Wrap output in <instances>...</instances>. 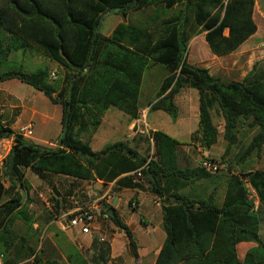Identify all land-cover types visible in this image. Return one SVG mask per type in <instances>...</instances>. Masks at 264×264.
Masks as SVG:
<instances>
[{"label": "trees", "instance_id": "trees-1", "mask_svg": "<svg viewBox=\"0 0 264 264\" xmlns=\"http://www.w3.org/2000/svg\"><path fill=\"white\" fill-rule=\"evenodd\" d=\"M255 7V0H0V83L19 80L62 108V132L56 148L28 141L0 115V140L14 141L0 164L3 264H22L31 258L33 264H62L58 250L38 251L30 245L39 230L25 169L45 182L53 175H63L152 194L162 206L166 234L155 264H264V171H236L229 163L230 175L220 203L219 176L205 170L202 163L195 168L181 167L179 151L184 144L163 131L149 132L148 141L153 145L149 157L125 142L107 145L100 152L89 143L112 107L131 121L140 119L146 73L158 67L166 76L149 102L151 111H163L177 121L179 109L170 95L195 89L199 124L192 140L206 150L217 144L215 117H219L228 142L219 164L227 163L226 155L240 143L246 123L257 133L245 156L261 151L264 63L256 64L242 81L224 82L187 59L190 42L202 33L215 57L236 53L258 32ZM147 11L152 14L141 23L128 19L131 13ZM112 12L123 21L105 35L103 16ZM29 52L56 62L63 71L62 82L51 81L49 68L28 72L11 60L13 53ZM207 183L214 185L211 192L206 190ZM133 201L135 198L130 205ZM114 213L110 220L126 233L129 249L139 259L134 232L115 209ZM17 221L22 222L28 237L14 230ZM244 243L255 247L240 259L237 247ZM97 244L93 242L96 250ZM100 245L103 253L95 259L106 264L109 246ZM62 253L64 264H93L74 243H68Z\"/></svg>", "mask_w": 264, "mask_h": 264}, {"label": "rangeland", "instance_id": "rangeland-1", "mask_svg": "<svg viewBox=\"0 0 264 264\" xmlns=\"http://www.w3.org/2000/svg\"><path fill=\"white\" fill-rule=\"evenodd\" d=\"M255 2L256 7L254 18L258 25V32L236 53L224 58L215 57L212 55L205 42V33H202L194 37L190 42L187 54L188 61L193 65L209 69L211 75L224 82L242 81L254 69L256 64H263L264 0H255ZM151 14L152 11H147L145 13L135 12L131 13L128 19L132 23H141L142 21L147 20ZM122 21V17L118 14L113 12L105 14L103 16L101 28L103 34L108 35V33H111L112 30ZM11 60L23 65L28 72L35 71L39 68H49L51 72L56 74V77L52 78L51 81L56 82V84L62 82V69L56 62L41 57L39 54L34 53L28 55L23 53H13L11 55ZM165 76L164 71L158 67H152L146 73L142 92V103L144 109L150 108L149 102L155 99L156 93L160 89ZM15 82L16 83L7 82L5 87L10 88L16 97H19L26 104L32 102V107L40 114V117L34 120L35 132L32 136L33 141L37 144L47 143L45 146L56 148L58 143L56 138L62 132V108L51 104L43 95L42 96L46 101H43V99L33 100V97L30 96L29 93L30 90L34 89L21 83L20 81ZM173 99L179 109V121L177 126L174 127L170 123L172 122V119L164 112L152 113L149 121L151 124L156 125V129L159 131H163L171 137H175L184 144L179 151L181 167L195 168L201 165V163L205 160H216L217 162H222V157L226 153V149L228 147V142L224 138V122L219 117H215V124L219 128L217 144L209 150L203 149L197 141L191 139V136H187L188 129L185 128H189L192 132L197 128V109L199 107L198 91L195 89H183L179 93L176 92ZM1 113L2 110L0 109V114ZM142 114H144L143 110ZM122 115L127 116L117 108H111L107 116L118 118V116ZM29 117V110H24L23 115L19 118V122L17 124L16 131L19 134L21 133V128L30 123H28ZM125 118L126 117L122 120L124 125H126L127 122L125 121ZM178 126L184 127L178 128ZM170 127H172L174 131L177 130L176 133L180 136V138H178L179 136L177 137L175 134H172L173 132H169L168 128ZM256 133L257 129L249 127L246 123L244 128L241 129L240 143L227 153V163H221L224 168L215 173L221 179L219 185L220 203L223 201L227 187V176L230 175L228 169L229 163L232 164L233 169L236 171H264V148L261 151H254L249 156H245L246 150L251 145L253 137ZM147 134V132L145 135H141L139 133L135 138H139V136H146L145 138L141 137L144 142L139 141L136 144L140 153L149 157V155L153 152V149L150 141L147 140ZM25 138L32 142L30 139L31 136ZM124 139H127V136H124ZM83 140L87 141L88 137L85 136ZM13 145V139H6L5 141L0 140V151L2 152L0 164H2L3 159L8 156ZM90 146L95 150L98 149L96 143H93ZM187 152L189 154L188 159H186ZM202 153L205 155H202ZM243 156H245L244 160H242ZM24 171L25 178L31 186L29 198L32 201L30 206L35 216V220L37 221L35 228H38L39 230L36 238L32 240L29 239L32 247L36 248L38 251L45 249L55 252L58 250L61 258L60 261L64 264L65 259L63 257L62 249L64 250L68 243H74L83 251L86 257L93 264H100L101 261H96L95 259V256L99 254L100 247L96 250L93 248V245L91 246L94 237L90 236L91 242L89 244L80 242L76 237L77 230H64L61 228V222L66 224L67 216H76L82 208L90 209L96 213L97 210H100L96 208V206L102 208V212H108V210L116 208L117 206V212L120 216V214L125 212L129 207V212L134 217L133 221L130 219V229L134 232L137 241L139 259H135L133 257L129 249V239L126 233L117 228L111 220H104V222L100 223L101 230L94 233V236H102L105 239L104 243H107L109 246L110 252L107 256L106 264H154L155 259L163 246L166 234L163 231L164 216L162 206L152 194L148 192V194L154 198L157 203H159L158 207L160 209H158V212L160 216L155 217L154 214V216L144 218L141 215L143 217V221H139V214H141V212H133L135 207L139 209L137 201H133L132 205L128 204V206H125V203L122 200L116 203L114 196L118 197V192L115 191V187L113 186H104L94 189V185L90 182L54 175L50 177L49 181L45 182L40 180L30 169H25ZM205 186L208 192H211L214 187L213 184L209 183ZM196 187L197 190H200V185H197ZM91 189H94V191ZM70 190H72V193H70ZM106 190H108V194L104 195ZM249 190L252 198L256 199L258 203L254 189L249 186ZM132 196L133 195H131V193H125L119 197L127 199L128 202L129 198H133ZM134 198L136 200V196H134ZM57 200L59 201L58 207L56 204ZM157 203L155 204L156 206ZM79 207L81 208L76 211L75 209ZM150 207L153 208L154 206L150 205ZM49 219L52 220L48 223ZM122 221L126 223L124 219H122ZM153 225L157 227L154 229ZM14 230L19 236L28 237L27 231L22 222L17 221ZM253 247H255V244L253 243L238 245L237 250L239 258L243 259L246 252ZM4 260V256L0 254V264H3ZM22 264H33V258L23 262Z\"/></svg>", "mask_w": 264, "mask_h": 264}, {"label": "crops", "instance_id": "crops-1", "mask_svg": "<svg viewBox=\"0 0 264 264\" xmlns=\"http://www.w3.org/2000/svg\"><path fill=\"white\" fill-rule=\"evenodd\" d=\"M115 29V28H114ZM113 29V30H114ZM112 30V31H113ZM111 33H108V35H110ZM24 54H28V55H31V53H24ZM42 57V56H41ZM58 65V64H57ZM58 67V66H57ZM55 69V68H54ZM15 81H19V80H12V81H7V82H14L16 83ZM7 82H4V83H0V109L2 110V113L0 114L3 118V120L5 122H10L12 123L13 125V129L14 130H17V124L19 122V118L23 115V111L28 109L29 110V113H30V117L28 119V123L29 122H33L34 123V120L35 119H38L40 117V114L38 113V111L32 107V102H29V103H25L23 100H21L19 97H16V95L13 93V91L8 88V87H5V84ZM19 84V83H18ZM28 86V85H27ZM34 89V88H33ZM30 96L33 97V100L35 99H43V101H46L43 96H45L43 93L39 92V91H36L35 89L34 90H30ZM43 95V96H42ZM46 97V96H45ZM47 98V97H46ZM48 99V98H47ZM49 100V99H48ZM49 102L51 104H53L50 100ZM54 105V104H53ZM54 106H58V105H54ZM113 108V107H112ZM111 109V108H110ZM110 109L106 112L105 116L103 117L102 119V123L98 129V131L91 137V139L89 140V143L90 145L93 144V143H96L97 144V150L93 149L95 152H100L102 151L107 145H110V144H115V143H118V142H125L126 144H128L131 148H134L136 149L139 153V149L137 148V144L139 141L140 142H144V140L141 139V137H146V136H139V138H135L136 135H138L139 133L141 135H145V133L147 132V140H148V137H149V132L151 130H158L156 129V125L154 124H151L150 121H149V118H150V115L152 113H156V112H163V111H151L150 108H147V109H144L143 112L144 114L141 113V117L139 120H136V121H131L129 116H118V118L116 117H108V112L110 111ZM199 109V107H198ZM198 109H197V128L192 132L190 131L189 128L185 127L186 129H188V133H187V136H191V139H192V135L196 132V130L198 129V124H199V113H198ZM165 113V112H164ZM167 114V113H166ZM169 117L170 115L167 114ZM125 118V121L126 122V125H124V122H122L123 118ZM120 118V119H119ZM171 118V117H170ZM179 118V116H178ZM172 119V118H171ZM179 119H177V121H173L172 119V122H170L174 127L177 126V123H178ZM152 122V121H151ZM180 127H184V126H178V128ZM150 128V130H149ZM169 132H173L172 134H175V136H179L176 131H174V129L172 127L168 128ZM34 132H35V129L33 131V134L32 136L34 135ZM125 134V135H124ZM32 136H31V141H33L32 139ZM60 135L57 136L56 140H58ZM124 136H127V139H124ZM186 136V135H185ZM184 136V137H185ZM175 138V137H174ZM180 138V136L178 137ZM6 140V139H5ZM4 140V141H5ZM151 141V140H150ZM181 142V141H180ZM36 143V142H34ZM151 143V142H150ZM182 143V142H181ZM199 143V142H198ZM37 144V143H36ZM47 143H44V144H41V145H46ZM200 145V144H199ZM216 145V144H215ZM214 145V146H215ZM201 146V145H200ZM151 147L153 149V145L151 143ZM203 148V147H202ZM204 149V148H203ZM205 153V152H204ZM204 153H202V155H205ZM188 152H187V156H186V159H188ZM0 158L2 159V152L0 151ZM1 159H0V162H1ZM4 160V159H3ZM179 160H180V157H179ZM3 163V161H2ZM56 176V175H54ZM57 176H63V175H57ZM63 177H66V176H63ZM66 178H69V177H66ZM73 179V178H72ZM79 181H82V180H79ZM85 182H88V181H85ZM92 185H94V189H97L99 187H104V186H113L115 187V191L118 192V197L116 198L114 196V198L116 199V203L118 201H124L125 203V206H128V204L130 205V200H132L134 198V196H136V201L138 203V207L139 209H137V211L141 212V214H139V221H142V218H149L150 216H154L155 214V217H159L160 214L158 212V209H160L158 206H159V203H157L156 200H154V198H152L148 192H142V191H134V190H129V189H121V190H117L116 189V185L115 183H111V184H108V185H105L103 184L101 181H92L90 182ZM94 189H91L92 191H94ZM70 193H72V190H70ZM125 193H131V195H133L132 197L133 198H129L128 199V202H127V199L123 198V197H119V196H122L124 195ZM105 194H108V190H106L104 192V195ZM103 195V196H104ZM58 201V200H57ZM57 201H56V204H57ZM59 202V201H58ZM127 203V205H126ZM157 203V206L155 205ZM150 205H153L154 207L151 208ZM58 207V205H57ZM81 207L79 208H76L75 210L78 211ZM96 208L100 209L102 211V208H99V206H96ZM127 208V207H125ZM116 211H118V208L116 206V208H114ZM129 207L126 209L125 212L121 213L120 214V217L121 219H124L125 222L128 224V226L130 227V219L133 221L134 217L130 214L129 212ZM135 212V210L133 211ZM107 213V212H106ZM118 213V212H117ZM143 217H142V216ZM69 216V215H68ZM68 216H67V219H66V224H63L61 222V228L64 229V230H77L76 232V237H77V240H79L80 242H83L85 244H89L91 242L90 240V236L91 237H94L93 238V241H92V244L91 246L93 245V242H96L97 241V237H102V236H94V233H97L101 230V226H100V223L101 222H104V219L102 217H98L97 218V222H96V229L93 231V234L92 235H88V234H84L82 233V231L78 228H69L68 227ZM147 216V217H146ZM99 220V221H98ZM110 220V219H109ZM139 223V222H138ZM153 224V223H152ZM157 226L153 225V228L155 229ZM103 238V237H102ZM96 240V241H95ZM101 244V243H100ZM99 244V245H100ZM98 244V248L100 247ZM79 248V247H78ZM80 249V248H79ZM81 250V249H80ZM110 252V250H109ZM99 253L102 254L103 252L99 249ZM158 256V255H157ZM157 259V257H156ZM156 259H155V262H156ZM154 262V264H155Z\"/></svg>", "mask_w": 264, "mask_h": 264}, {"label": "built area", "instance_id": "built-area-1", "mask_svg": "<svg viewBox=\"0 0 264 264\" xmlns=\"http://www.w3.org/2000/svg\"><path fill=\"white\" fill-rule=\"evenodd\" d=\"M55 77L56 74L52 72L51 78ZM33 131L34 123L30 122L28 125L21 128L20 134L24 137H30L32 136ZM202 167L212 174H215L219 172L222 168H224L223 165L219 164L218 162H212L211 160L203 161ZM139 176H141V173H139ZM98 217H102L106 221L110 219L108 213H104L101 210H97L96 213H94L90 209L82 208L76 216H68V227L72 229L78 228L82 231V233L92 235L93 231L96 229L95 226ZM96 239L99 243L105 242V239L102 237H97Z\"/></svg>", "mask_w": 264, "mask_h": 264}, {"label": "water", "instance_id": "water-1", "mask_svg": "<svg viewBox=\"0 0 264 264\" xmlns=\"http://www.w3.org/2000/svg\"><path fill=\"white\" fill-rule=\"evenodd\" d=\"M175 91L170 95V99H173L174 95H175ZM108 215L111 217H114L115 213H114V208H111L110 210H108Z\"/></svg>", "mask_w": 264, "mask_h": 264}]
</instances>
